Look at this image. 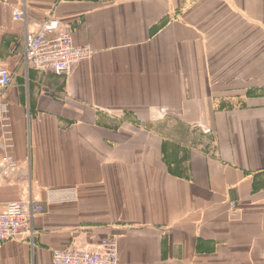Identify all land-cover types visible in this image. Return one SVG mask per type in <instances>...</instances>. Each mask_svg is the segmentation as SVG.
I'll return each instance as SVG.
<instances>
[{
    "label": "crops",
    "instance_id": "0c3cea01",
    "mask_svg": "<svg viewBox=\"0 0 264 264\" xmlns=\"http://www.w3.org/2000/svg\"><path fill=\"white\" fill-rule=\"evenodd\" d=\"M46 18L92 50L68 75L24 66ZM0 58V205H44L0 264L106 237L118 264H264V0H0Z\"/></svg>",
    "mask_w": 264,
    "mask_h": 264
},
{
    "label": "built area",
    "instance_id": "2783aa9c",
    "mask_svg": "<svg viewBox=\"0 0 264 264\" xmlns=\"http://www.w3.org/2000/svg\"><path fill=\"white\" fill-rule=\"evenodd\" d=\"M12 17L26 23L24 9L14 10ZM91 54L89 45L73 44L71 28L61 24L56 18H46L24 33L22 60L26 68L51 70L57 75L65 76L78 62L89 58ZM11 82V72L0 58V134L6 149L11 147V123L4 92ZM201 130L207 133L209 128L204 126ZM16 167L12 154L7 151L0 154L2 172H14ZM43 211L44 205L31 196L0 205V244L23 234L32 238V218ZM51 261L52 264H118L117 241L113 237H106L100 238L90 248L55 249L52 251Z\"/></svg>",
    "mask_w": 264,
    "mask_h": 264
}]
</instances>
